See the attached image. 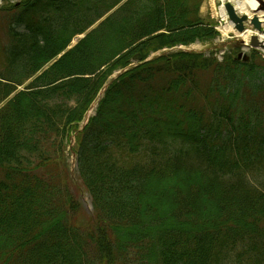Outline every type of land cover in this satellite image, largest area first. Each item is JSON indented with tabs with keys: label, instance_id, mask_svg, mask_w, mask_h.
Returning <instances> with one entry per match:
<instances>
[{
	"label": "trees",
	"instance_id": "obj_1",
	"mask_svg": "<svg viewBox=\"0 0 264 264\" xmlns=\"http://www.w3.org/2000/svg\"><path fill=\"white\" fill-rule=\"evenodd\" d=\"M204 1L0 8L8 20L43 7L0 29V264H264V57L149 59L215 40ZM79 183L86 228L73 223Z\"/></svg>",
	"mask_w": 264,
	"mask_h": 264
},
{
	"label": "rangeland",
	"instance_id": "obj_2",
	"mask_svg": "<svg viewBox=\"0 0 264 264\" xmlns=\"http://www.w3.org/2000/svg\"><path fill=\"white\" fill-rule=\"evenodd\" d=\"M22 0H0V8L10 7L12 5H15L16 3H20ZM264 1V0H262ZM224 4L221 3L219 0H205L200 8V15L203 18L204 21L209 22L210 24H213V29L217 33V37L211 44H205V43H195L188 47H178L183 51L187 52H194V53H200L203 54L206 58H209V56H213L214 59H217L219 61L223 60L225 57H234L236 58L239 53H243L244 55H247V57H250L252 55L253 49L250 46V38L248 40V43L245 44V41L243 39V35H246L247 32H251V36L257 35L263 36L264 35V26H262L263 33H258L251 23L249 21L244 23V30L242 33H238L234 28L231 32L226 33L225 35L222 34V29H226L230 27V21L227 17V14L224 9ZM31 9V10H30ZM224 11V16L221 13ZM25 10H29L28 12L21 13L17 11H13L11 14L7 15L10 19L11 17H21L25 20L30 17H37L42 15V6H36L33 8H28ZM249 17L247 14H242ZM5 14L3 12H0V29H4V26H7L8 20L5 18ZM240 17V15H239ZM252 19V18H251ZM250 20V19H249ZM18 30L22 31L21 27L18 26ZM1 34V33H0ZM81 39L80 36L74 38L71 43L70 47H73L78 43V41ZM1 42H4V39L0 37ZM167 50H162L161 52L152 54L150 57L153 58L154 56L162 53H167ZM258 54L264 57V51L258 50ZM133 64H136L134 62ZM119 73V72H118ZM117 72L113 74V77H116L118 75ZM96 104L93 105L91 109L88 111V117L94 116L95 114V108ZM71 140L68 139L67 143H65V161L68 166L67 171L69 172V175L71 178H74L76 174V167L74 165V155H73V148L75 144L74 135H71ZM70 138V136H69ZM78 184V183H77ZM76 201L78 202L80 209H79V215L73 218V223L76 220L78 221V225L82 228H86L91 225V214H92V206H91V197L88 194L87 190L82 187V185L79 183V190L78 193L75 194Z\"/></svg>",
	"mask_w": 264,
	"mask_h": 264
},
{
	"label": "water",
	"instance_id": "obj_3",
	"mask_svg": "<svg viewBox=\"0 0 264 264\" xmlns=\"http://www.w3.org/2000/svg\"><path fill=\"white\" fill-rule=\"evenodd\" d=\"M259 2L260 8L262 12H264V1L262 0H257ZM225 12L227 14V17L230 21V23L234 26V29L238 33H242L244 30V23L249 21L253 28L258 32V33H263L262 26H264V22H260L259 18L257 16L252 17V19L249 20V18L244 15L239 17V15L236 13L234 7L230 3H226L224 5ZM250 46L254 49H261L264 51V43H261L259 38L257 36H252L250 38ZM238 60H242L243 62H248L249 58L247 55H244L243 53L238 54L237 56ZM134 61L140 62L142 60L140 55H137L133 58Z\"/></svg>",
	"mask_w": 264,
	"mask_h": 264
},
{
	"label": "bare ground",
	"instance_id": "obj_4",
	"mask_svg": "<svg viewBox=\"0 0 264 264\" xmlns=\"http://www.w3.org/2000/svg\"><path fill=\"white\" fill-rule=\"evenodd\" d=\"M221 3H230L233 5L235 11L237 14H247L249 18L257 16L259 18V21L262 23L264 22V12L259 10L260 5L257 0H219ZM221 13L224 16V11L221 9ZM233 30V26L230 24V27L226 29H222V34L225 35L228 32H231ZM245 44L248 43L249 38L251 37V32H247L246 35L242 36ZM259 40L261 43H264V35L259 36Z\"/></svg>",
	"mask_w": 264,
	"mask_h": 264
}]
</instances>
